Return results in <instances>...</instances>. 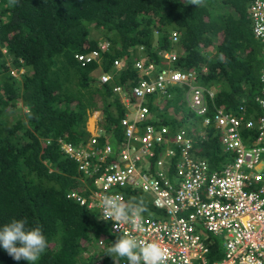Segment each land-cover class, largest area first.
Listing matches in <instances>:
<instances>
[{
	"label": "trees",
	"instance_id": "obj_1",
	"mask_svg": "<svg viewBox=\"0 0 264 264\" xmlns=\"http://www.w3.org/2000/svg\"><path fill=\"white\" fill-rule=\"evenodd\" d=\"M252 1L202 0L196 6L191 0H0V226L23 219L28 228L42 229L47 248L35 264L105 261V253L92 245L107 239L109 248L118 238L88 207L99 189L94 178L82 181L78 161L62 142L86 141L88 114L96 110L102 112L106 136L114 135L112 144L122 141V96L147 79L134 64L138 54L132 48L143 46L144 59L157 63L159 50L175 49L171 69L193 71L195 84L214 93L208 102L253 118L261 114L255 98L263 55L246 13ZM156 20L162 26L155 39ZM171 31L178 34L175 43ZM102 40L105 61L80 64L75 55L98 48ZM121 57L124 64L114 66L112 60ZM97 70L110 79L102 82ZM186 89H155L144 97L149 115L171 132L200 125L202 117L188 118ZM212 128L211 123L205 142L196 140L193 151L220 169L232 156L223 153ZM105 141L100 138L101 145ZM122 191L128 203L142 204L146 214L162 215L141 192ZM71 192L77 197H68ZM221 254L220 239L213 238L207 264ZM0 264L29 262L13 260L0 247Z\"/></svg>",
	"mask_w": 264,
	"mask_h": 264
},
{
	"label": "built area",
	"instance_id": "obj_2",
	"mask_svg": "<svg viewBox=\"0 0 264 264\" xmlns=\"http://www.w3.org/2000/svg\"><path fill=\"white\" fill-rule=\"evenodd\" d=\"M246 13L263 55L261 87L255 98L261 111L258 117L229 112L215 106L213 100L208 102L214 93L195 84L193 71L161 70L156 79H144L130 95L122 96L126 109L121 120L123 138L116 146L110 138L114 135L106 136L100 125V115L94 119L93 130L86 128L90 134L86 141H61L63 150L78 161L82 181L94 178L99 190L88 207L96 209L99 218H103L100 197L104 193L117 195L124 202L123 188L150 195L144 198L162 215L143 211L142 230L136 231L131 224L118 230L113 221L108 222L118 236L159 243L167 252L166 264H207L213 238L220 239L222 254L212 264H264V0L249 3ZM172 36L177 39L176 32ZM175 56L165 55L172 61ZM75 57L83 66L98 61L97 52ZM113 63L119 65L118 60ZM109 79L101 72L102 82ZM171 85L191 88L187 102L192 113L202 117L198 127L188 124L171 132L169 126L156 123L160 119L149 115L145 95ZM115 91L120 92V88ZM211 123L223 153L232 156L220 169H212L193 152L195 138L203 142ZM101 137L106 138L102 145ZM145 157L150 160L148 166L143 165ZM68 197L76 198L77 194L71 192ZM106 246L105 240L99 241V247ZM103 253L105 261L97 259L94 264H116Z\"/></svg>",
	"mask_w": 264,
	"mask_h": 264
},
{
	"label": "clouds",
	"instance_id": "obj_3",
	"mask_svg": "<svg viewBox=\"0 0 264 264\" xmlns=\"http://www.w3.org/2000/svg\"><path fill=\"white\" fill-rule=\"evenodd\" d=\"M13 2H15V0H13ZM201 3L202 0H191V4L196 6L200 5ZM154 26L155 28L153 33H154V38L156 39L159 33L158 29L159 27L162 26L160 20H156ZM167 26L168 25H164L165 28ZM173 32L171 31L169 37L171 42L175 43L177 39L176 40L173 39L172 36ZM105 42L106 40L100 41L98 44V48L92 51L77 53V54L89 55L93 52H97L98 61L94 60L90 64H102V62L105 61V56L107 55L105 54V52H103L105 48ZM131 52L138 54L137 56L134 57V64L140 67L145 73L149 71L147 75V79L148 78L156 79L158 73L161 70L177 71L171 69V64L174 61L169 60L165 57V55H170V54L177 55V51H175V49L159 50L157 53L158 56L160 57L159 63H157L155 59L147 60V61L144 59L143 46H137L136 48H132ZM115 60L119 61V65H114L113 63V65L116 67H121L124 64L123 62L126 61V59H124L123 57L113 59L112 62H114ZM96 72L100 78V74L103 71L97 70ZM152 73H154L153 76L151 75ZM171 87L176 88L175 86L171 85L166 87L165 89H169ZM131 93L132 91L128 95H130ZM96 111L99 112L98 110ZM100 117L102 118L101 115ZM185 127L186 126H183V128ZM191 135H193V133H191ZM196 140H198L200 143L205 142L204 140L203 142H201L200 139L198 138H195L194 141ZM195 157L197 159H202L208 162L204 158L197 157L196 154ZM100 207H101V215L103 217L102 219L105 221L108 220L113 221L114 228L120 230L122 226L131 224L136 231L142 230L141 213L146 210L142 204L127 203L124 202L117 195L104 193L100 197ZM26 224H27L26 220L13 219L11 222L0 226V247H2L4 251L7 252V254L10 257H12V259L15 261L25 260L28 261L29 264H35V262L40 259V256L44 253L45 249L47 248V239L42 229L39 226L34 228H28ZM97 244L99 247V240ZM106 255L111 256L113 258L111 260V263H116V264H119L120 261H123L126 264H166V260L168 258L166 250L162 248L159 243L140 241L135 237L129 235L119 236L115 240V242L108 248Z\"/></svg>",
	"mask_w": 264,
	"mask_h": 264
},
{
	"label": "rangeland",
	"instance_id": "obj_4",
	"mask_svg": "<svg viewBox=\"0 0 264 264\" xmlns=\"http://www.w3.org/2000/svg\"><path fill=\"white\" fill-rule=\"evenodd\" d=\"M94 33H97V32H94ZM16 76H18V74H16ZM184 98H185V100L187 101V100H189L190 98H191V88H188L187 87V89H186V91H185V96H184ZM99 111V110H98ZM99 115H101L102 116V112L101 111H99ZM97 115H92V113H89L88 114V118H87V121H86V123H87V126H86V128L88 129V130H93L92 128H93V122H94V119H95V117H96ZM138 145H140V143L138 142L137 143ZM149 159L147 158V157H145V159L143 160V165L144 166H148L149 165ZM142 196H144V197H149L150 195L149 194H147V193H142ZM96 249H97V251L99 252V253H103L105 250H107V248L105 249L104 247H98L97 245H96Z\"/></svg>",
	"mask_w": 264,
	"mask_h": 264
},
{
	"label": "flooded vegetation",
	"instance_id": "obj_5",
	"mask_svg": "<svg viewBox=\"0 0 264 264\" xmlns=\"http://www.w3.org/2000/svg\"><path fill=\"white\" fill-rule=\"evenodd\" d=\"M191 117H192V118H198V117H196V116L194 115V113H192V116H191ZM98 219L104 221L103 219H101V218H99V217H98ZM104 222L108 223V224H109V228H110V222H108V221H104ZM110 231H111V230H110ZM111 233H112V231H111ZM112 234H114V233H112ZM114 235H116V234H114ZM116 236H118V235H116ZM118 237H119V236H118ZM105 241L107 242V246H108L110 242H109L107 239H105ZM96 245L98 246V244L96 243V244H93L92 247H93V248H96ZM107 246H106V248H107ZM49 248H51V246H49ZM107 250H108V248H107ZM107 250H105L104 252L107 253ZM105 257H106V258H109L108 255H106Z\"/></svg>",
	"mask_w": 264,
	"mask_h": 264
}]
</instances>
